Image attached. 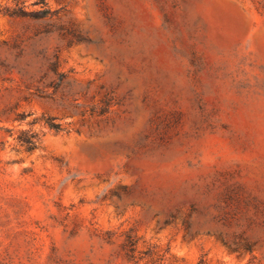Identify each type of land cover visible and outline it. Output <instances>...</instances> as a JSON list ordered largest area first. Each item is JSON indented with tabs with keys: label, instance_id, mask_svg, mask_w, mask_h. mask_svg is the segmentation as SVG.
Here are the masks:
<instances>
[{
	"label": "rangeland",
	"instance_id": "obj_1",
	"mask_svg": "<svg viewBox=\"0 0 264 264\" xmlns=\"http://www.w3.org/2000/svg\"><path fill=\"white\" fill-rule=\"evenodd\" d=\"M36 1L0 0V264H264V0Z\"/></svg>",
	"mask_w": 264,
	"mask_h": 264
},
{
	"label": "trees",
	"instance_id": "obj_2",
	"mask_svg": "<svg viewBox=\"0 0 264 264\" xmlns=\"http://www.w3.org/2000/svg\"><path fill=\"white\" fill-rule=\"evenodd\" d=\"M36 3L45 4V1L44 0H37ZM0 11H1V5H0ZM8 11H10V14H12V15H31L33 17L38 18V17L44 16L45 14H47L48 9L44 8V9H41L39 11L28 12L27 10H25L24 6H20V7L16 8V9H13L12 11L11 10H8ZM50 125L53 128L59 129V125L58 124H55V123L51 122ZM27 142H29L31 144L29 149L34 147V141L28 140Z\"/></svg>",
	"mask_w": 264,
	"mask_h": 264
}]
</instances>
